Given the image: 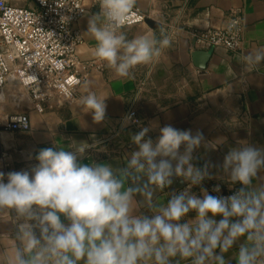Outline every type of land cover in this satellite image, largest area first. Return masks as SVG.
<instances>
[{
    "label": "clouds",
    "instance_id": "obj_1",
    "mask_svg": "<svg viewBox=\"0 0 264 264\" xmlns=\"http://www.w3.org/2000/svg\"><path fill=\"white\" fill-rule=\"evenodd\" d=\"M98 6L99 11L88 19L87 34L96 42L94 57L117 76L130 78L132 69L152 62L171 45V38L163 33L161 38L146 33L129 39L121 30L134 0H98ZM244 59L248 64L260 63L264 49ZM104 101L105 97L89 93L80 97L77 106L100 122L105 117ZM133 116L125 117V123ZM149 130L144 127L132 136L138 150L123 169L79 163L78 157L91 147L79 144L74 151L41 149L34 167L7 173V182L0 172V209H14L22 221L16 236H7L11 248L6 264H78L81 260L84 264H170L177 256L189 264H228L222 254L240 237H246V242L236 254L237 264H264V186L242 187L228 197L203 190L197 197L186 189L173 194L166 205L156 206L152 186L163 189L175 176L189 181L190 188L199 185L208 171L191 163L193 150L204 139L202 133L193 135L167 125L154 142L145 139ZM222 167L233 183L248 186L264 167V150L248 145L234 148ZM141 176L147 177L146 183H140ZM128 181L135 186L125 187ZM219 190V186L214 189ZM137 194L143 196L151 216L133 214ZM189 212H195V218L180 223ZM217 216L222 219L217 221Z\"/></svg>",
    "mask_w": 264,
    "mask_h": 264
},
{
    "label": "crops",
    "instance_id": "obj_2",
    "mask_svg": "<svg viewBox=\"0 0 264 264\" xmlns=\"http://www.w3.org/2000/svg\"><path fill=\"white\" fill-rule=\"evenodd\" d=\"M136 8L146 19L156 24L150 27L146 22L123 27L129 39L146 33H154L157 38L166 34L171 23L177 31L170 36L171 45L162 49L159 57L147 64H139L132 69L131 77H119L106 63L95 58V40L87 34L88 19L99 11L95 0H87V11L76 24L81 30V42L76 47L80 60L92 61L85 82L78 88L71 103L55 100L43 112H38L25 90L13 79L0 89L4 99L0 100V126L15 113H27L30 128L12 131L0 128V148L8 153L6 167L0 172L26 171L38 162L35 157L41 149L74 151V146L87 144L81 164H107L115 169H123L131 154L138 150L132 136L148 127L145 139L154 142L160 128L171 125L180 130H190L193 135L203 134V141L192 152L194 167H207L208 175L199 184L189 188L184 180L181 188L171 185L163 189L152 186L153 204H167L173 194L188 189L197 197L203 191L212 195L209 187H245L255 190L264 186V167L258 169L248 186L233 183L222 165L224 157L234 148L243 145L264 150V61L248 64L244 57L264 49V0H134ZM234 12L243 22V44L240 49L226 51L210 48L209 58L203 68L196 66L192 53L197 50L191 34L207 28H221L227 23L229 14ZM145 84L137 103L138 125L122 128L108 138V133L119 126V119L125 113L133 92L140 81ZM95 93L105 97V117L96 122L92 113L78 105L80 97ZM184 146L179 151L182 153ZM159 159V158H158ZM174 163V162H173ZM175 177V176H174ZM147 177L141 176L140 183ZM135 186L131 181L125 187ZM203 190V191H202ZM138 207L134 215L151 216L153 213L143 204V196L135 195ZM195 212H189L180 223L194 219ZM217 221L222 217H215ZM234 220L237 218H233ZM62 222L68 223L61 216ZM16 212L0 209V264H6L11 241L16 236ZM39 235L38 229L35 230ZM8 236V238H7ZM246 237H240L222 255L228 264H237L236 254ZM215 254H221L219 248ZM78 264H84L81 260ZM170 264H189L180 257L170 259Z\"/></svg>",
    "mask_w": 264,
    "mask_h": 264
},
{
    "label": "built area",
    "instance_id": "obj_3",
    "mask_svg": "<svg viewBox=\"0 0 264 264\" xmlns=\"http://www.w3.org/2000/svg\"><path fill=\"white\" fill-rule=\"evenodd\" d=\"M33 6L0 0V89L10 79L15 80L27 93L32 107L43 112L53 101L71 103L78 88L95 67L92 61L79 59L76 47L81 42V30L76 24L87 11V0H31ZM98 4V0H95ZM146 16L135 4L123 27L144 23ZM231 25V28L229 27ZM177 31L171 23L167 35ZM243 22L234 13L221 28L194 31L191 36L197 50L221 48L226 51L240 49L243 44ZM145 81L136 86L119 126L108 133V138L122 128L138 125L136 103L142 94ZM134 114L125 123V117ZM0 128L25 131L30 128L27 113H15ZM8 153L0 148V167H6ZM218 186V185H217ZM209 187L213 196L228 197L240 189L219 186ZM14 210V209H13Z\"/></svg>",
    "mask_w": 264,
    "mask_h": 264
},
{
    "label": "water",
    "instance_id": "obj_4",
    "mask_svg": "<svg viewBox=\"0 0 264 264\" xmlns=\"http://www.w3.org/2000/svg\"><path fill=\"white\" fill-rule=\"evenodd\" d=\"M145 22L150 26V27H156V24L152 22L149 19H146ZM209 52L205 50H195L192 53V57L195 61L196 66L203 68L205 66L206 61L209 58ZM174 189L181 188L184 185V181L181 178L178 177H172V183L170 184Z\"/></svg>",
    "mask_w": 264,
    "mask_h": 264
},
{
    "label": "rangeland",
    "instance_id": "obj_5",
    "mask_svg": "<svg viewBox=\"0 0 264 264\" xmlns=\"http://www.w3.org/2000/svg\"><path fill=\"white\" fill-rule=\"evenodd\" d=\"M11 2L14 4H19V5L33 6V2L31 0H11Z\"/></svg>",
    "mask_w": 264,
    "mask_h": 264
}]
</instances>
